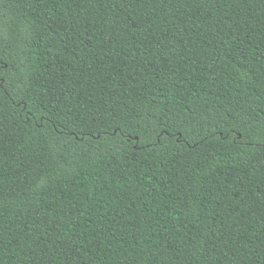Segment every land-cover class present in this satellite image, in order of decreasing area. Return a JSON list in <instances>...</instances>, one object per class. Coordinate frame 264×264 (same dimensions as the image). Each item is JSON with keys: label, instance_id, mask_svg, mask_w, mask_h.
<instances>
[{"label": "trees", "instance_id": "obj_1", "mask_svg": "<svg viewBox=\"0 0 264 264\" xmlns=\"http://www.w3.org/2000/svg\"><path fill=\"white\" fill-rule=\"evenodd\" d=\"M0 264H264V0H0Z\"/></svg>", "mask_w": 264, "mask_h": 264}]
</instances>
